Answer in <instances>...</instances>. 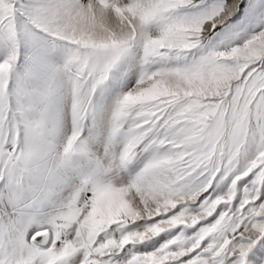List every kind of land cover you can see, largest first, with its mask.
<instances>
[{"label": "snow or ice", "instance_id": "6c2138e0", "mask_svg": "<svg viewBox=\"0 0 264 264\" xmlns=\"http://www.w3.org/2000/svg\"><path fill=\"white\" fill-rule=\"evenodd\" d=\"M245 7L0 0V264H264V4L249 36L230 23ZM54 55L74 124L62 150L51 124ZM131 61L138 77L111 121L117 174L84 175L59 200L79 167L92 97ZM145 154L137 171L118 174Z\"/></svg>", "mask_w": 264, "mask_h": 264}, {"label": "rangeland", "instance_id": "374dc122", "mask_svg": "<svg viewBox=\"0 0 264 264\" xmlns=\"http://www.w3.org/2000/svg\"><path fill=\"white\" fill-rule=\"evenodd\" d=\"M231 2V0H229ZM246 5L235 17L230 21L232 24H241L242 34L249 36L259 31L256 26L259 23V12L257 6L264 4V0H241ZM220 36L212 39V43H219ZM6 48L0 42V60L4 58ZM26 57L22 54L17 64V72H23V65ZM63 55H54L47 60V74L50 77V89L55 101L51 115V124L53 136L57 146L66 144V141L73 133L74 124L70 108V97L68 90L59 69L63 65ZM134 61L122 64L118 70L122 74H118L115 70L111 76V80L107 81L106 92L101 96H97L90 102L89 114L85 121L90 123V127H81V136L79 144L82 149L74 154L73 160L77 162L79 167L69 172L66 183H62L58 187L57 197L59 200L70 198L75 193L78 186L79 174L83 178L84 175L93 173L106 174L109 176L117 174L116 170L111 167V155L118 152L120 141L111 134V121L114 109L119 97L127 92L136 82L138 77V68L133 66ZM147 154L134 160L127 170H119L120 176L127 177L128 174L134 173L143 166ZM81 181V180H80ZM167 234H162L156 238V241H149L147 246L141 245L143 250H151L152 247H158L160 243L167 239Z\"/></svg>", "mask_w": 264, "mask_h": 264}, {"label": "bare ground", "instance_id": "6f19581e", "mask_svg": "<svg viewBox=\"0 0 264 264\" xmlns=\"http://www.w3.org/2000/svg\"><path fill=\"white\" fill-rule=\"evenodd\" d=\"M118 70V69H117ZM119 75L120 74H122V71L121 70H118V72H117ZM111 80V78L109 79V81ZM107 83V82H106ZM106 85L107 84H105L104 86H102V87H100V88H98L97 89V91L95 92V94H94V96L92 97V101L94 100V98L95 97H97V96H101V95H103V94H105V92H106ZM84 127H90V123L88 122V121H85L84 122ZM63 146H64V144H61V145H59L58 147L62 150V148H63ZM76 177H81L79 174H77V176Z\"/></svg>", "mask_w": 264, "mask_h": 264}, {"label": "built area", "instance_id": "2783aa9c", "mask_svg": "<svg viewBox=\"0 0 264 264\" xmlns=\"http://www.w3.org/2000/svg\"><path fill=\"white\" fill-rule=\"evenodd\" d=\"M80 180H81L80 177H78V182H77L78 185L80 184Z\"/></svg>", "mask_w": 264, "mask_h": 264}]
</instances>
